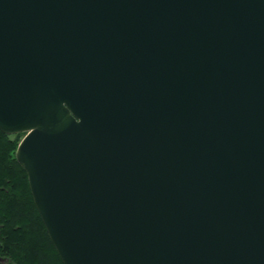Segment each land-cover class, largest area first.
Listing matches in <instances>:
<instances>
[{"label":"water","instance_id":"95a60500","mask_svg":"<svg viewBox=\"0 0 264 264\" xmlns=\"http://www.w3.org/2000/svg\"><path fill=\"white\" fill-rule=\"evenodd\" d=\"M0 131L63 264H264V0H0Z\"/></svg>","mask_w":264,"mask_h":264},{"label":"trees","instance_id":"16d2710c","mask_svg":"<svg viewBox=\"0 0 264 264\" xmlns=\"http://www.w3.org/2000/svg\"><path fill=\"white\" fill-rule=\"evenodd\" d=\"M9 137L0 131V264H63L15 159L19 140Z\"/></svg>","mask_w":264,"mask_h":264},{"label":"rangeland","instance_id":"374dc122","mask_svg":"<svg viewBox=\"0 0 264 264\" xmlns=\"http://www.w3.org/2000/svg\"><path fill=\"white\" fill-rule=\"evenodd\" d=\"M23 136H24V134H22V135H20V136H15V135H11L10 137H9V140H11V141H16L17 139H15L16 137L18 138V144H19V142L21 141V139L23 138ZM18 144H17V146H18ZM17 149V148H16Z\"/></svg>","mask_w":264,"mask_h":264}]
</instances>
